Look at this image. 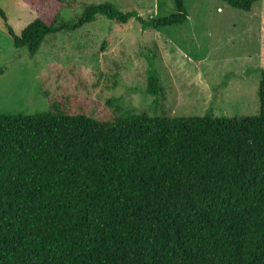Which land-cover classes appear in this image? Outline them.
Segmentation results:
<instances>
[{
  "label": "trees",
  "instance_id": "trees-1",
  "mask_svg": "<svg viewBox=\"0 0 264 264\" xmlns=\"http://www.w3.org/2000/svg\"><path fill=\"white\" fill-rule=\"evenodd\" d=\"M21 1L34 18L19 34L0 17L31 56L99 15L143 29L188 18L183 0L149 19L89 3L68 22L63 0ZM146 91H161L153 68ZM257 96L241 117L0 114V264H264V68Z\"/></svg>",
  "mask_w": 264,
  "mask_h": 264
},
{
  "label": "rangeland",
  "instance_id": "rangeland-1",
  "mask_svg": "<svg viewBox=\"0 0 264 264\" xmlns=\"http://www.w3.org/2000/svg\"><path fill=\"white\" fill-rule=\"evenodd\" d=\"M135 9L144 19L174 11L172 0H63L60 21L81 15L89 3ZM181 25L141 27L131 18L104 16L74 30L47 34L31 56L16 48L0 17V114H82L111 120L128 112L170 118L241 117L258 112L264 68V0L249 11L222 0H183ZM12 30L32 18L21 0H0ZM160 92L149 94L147 70Z\"/></svg>",
  "mask_w": 264,
  "mask_h": 264
}]
</instances>
